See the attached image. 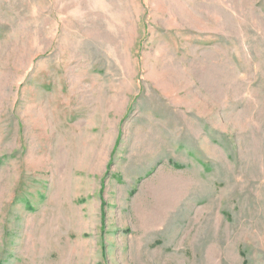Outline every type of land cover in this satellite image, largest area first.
I'll list each match as a JSON object with an SVG mask.
<instances>
[{"label": "rangeland", "instance_id": "obj_1", "mask_svg": "<svg viewBox=\"0 0 264 264\" xmlns=\"http://www.w3.org/2000/svg\"><path fill=\"white\" fill-rule=\"evenodd\" d=\"M0 264H264V0H0Z\"/></svg>", "mask_w": 264, "mask_h": 264}]
</instances>
